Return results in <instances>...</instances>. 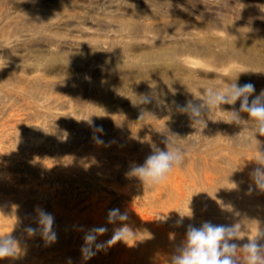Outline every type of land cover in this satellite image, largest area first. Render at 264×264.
<instances>
[{"label": "rangeland", "instance_id": "374dc122", "mask_svg": "<svg viewBox=\"0 0 264 264\" xmlns=\"http://www.w3.org/2000/svg\"><path fill=\"white\" fill-rule=\"evenodd\" d=\"M232 82L254 84L253 97L264 91V0H0V236L21 249L0 264H171L190 224L239 223L241 244L264 230V192H249L264 136L243 142L252 137L247 113L227 122L240 101L213 109L205 127L175 108ZM164 141L185 151L170 179L149 187L127 175L167 150ZM211 162L224 188L188 191L181 171L198 180ZM173 177L185 200L171 212ZM125 202L132 245L82 259L79 228L105 225L97 242L109 240L118 225L107 224L108 210L126 211ZM36 206L55 216L50 245L24 231L38 227Z\"/></svg>", "mask_w": 264, "mask_h": 264}, {"label": "clouds", "instance_id": "9594fccd", "mask_svg": "<svg viewBox=\"0 0 264 264\" xmlns=\"http://www.w3.org/2000/svg\"><path fill=\"white\" fill-rule=\"evenodd\" d=\"M255 85L252 83L237 84L229 83L224 88L208 87L201 93V103L191 100L184 104L175 103V108L180 113H185L194 122L195 125L206 126L205 115H210L213 109H220L221 105H235L240 101L239 109H234L230 113L228 123L242 124L241 113H247L249 123L252 127V137L245 138L244 143H250L254 135L258 133L264 136V91L253 97ZM250 97H253L251 100ZM141 103H151L147 96L143 97ZM102 132V128L96 129ZM98 143H103L97 139ZM167 144V150L155 148L154 151L145 159L142 165L133 164L127 175L137 177L145 186H154L160 184L173 167L182 165L185 159V151L182 148H173L170 141H164ZM260 167H257L250 174L253 185H250L249 192L259 189L264 192V151L257 150L254 158ZM34 217L38 227L26 226L24 231L28 236L39 234L46 245H50L57 240L55 231V216L47 212L40 206L34 209ZM191 215L181 214L182 224L183 216ZM129 215L127 211H121L119 208H112L107 213V224L118 225L112 229V236L107 241H98V237L108 232L105 225L93 226L88 229L79 228L84 232V244L81 247L82 259H91L97 252L106 251L107 248L117 242L129 244V241H135L136 232L133 227L127 223ZM244 230L241 224H213L205 221L200 227L188 225L186 230V239L178 246L176 254L171 257V264H264V230H258L257 235L249 238L244 243L237 241L244 240ZM134 244V243H133ZM19 241L12 235L0 236V259L12 257L17 258L20 255ZM67 264H72L69 258Z\"/></svg>", "mask_w": 264, "mask_h": 264}, {"label": "bare ground", "instance_id": "6f19581e", "mask_svg": "<svg viewBox=\"0 0 264 264\" xmlns=\"http://www.w3.org/2000/svg\"><path fill=\"white\" fill-rule=\"evenodd\" d=\"M122 29V28H121ZM6 40V39H5ZM192 43V42H191ZM89 44V43H88ZM112 49V48H111ZM97 50V49H96ZM10 53V52H9ZM10 55V54H9ZM154 55V54H153ZM140 56V55H139ZM147 56V55H146ZM2 63V62H1ZM147 66V65H146ZM6 67V66H5ZM49 68V67H48ZM53 68V67H52ZM23 81V80H22ZM4 82V81H3ZM55 83V82H54ZM94 103V102H93ZM83 108V107H82ZM81 108V109H82ZM16 110V109H15ZM121 121V120H120ZM95 122V121H94ZM85 127V126H84ZM142 146V145H141ZM50 148V147H49ZM115 148V147H114ZM113 148V149H114ZM95 151V150H94ZM142 152V151H141ZM96 153V152H95ZM220 153V152H219ZM98 154V153H97ZM145 154V153H144ZM197 155V154H196ZM119 156V155H118ZM250 157V156H249ZM144 159V158H143ZM230 159V158H229ZM233 159V158H232ZM232 159H230V160H232ZM251 159V158H250ZM221 160V159H220ZM245 160V159H244ZM252 160V159H251ZM119 161V160H118ZM118 161H117V163H118ZM126 161V160H125ZM199 161V160H198ZM201 161V160H200ZM233 161V160H232ZM122 162V161H121ZM120 162V163H121ZM203 162V161H202ZM252 162V161H251ZM70 163V162H69ZM220 163V162H219ZM239 165V164H238ZM215 166L216 165H214V163L213 162H211V163H206L205 164V168L203 169V170H205L204 171V173L202 174V176H203V178H201L200 179V177L198 178V180H195L194 179V176H192V175H189L188 173L186 174L185 172H182L181 171V173H180V175H179V178H180V180H181V182L183 183V186H185V188L188 190L189 188H194V187H196V186H203V187H206V188H208V190H212V189H214L215 187H216V185L217 184H219L220 183V185H221V183L222 184H224V180L227 178V176H226V174H224V173H217L218 172V170H216V168H215ZM258 166V165H257ZM218 167V166H217ZM240 167V166H239ZM249 167V166H248ZM254 167V166H253ZM189 168H191V166L189 165ZM219 168H221V167H219ZM243 168H245V167H243ZM192 169V168H191ZM226 169V168H225ZM246 169V168H245ZM245 169H243V170H245ZM255 168H253L252 169V167L250 168L249 167V170L251 171V173L253 172V170H254ZM182 170V169H181ZM190 170V169H189ZM193 170H194V168H193ZM193 170H191L190 172L192 173V171ZM227 170V169H226ZM241 170V169H240ZM183 171H185V170H183ZM246 171V170H245ZM247 171H248V169H247ZM246 173V172H245ZM250 173V172H249ZM114 174V173H113ZM172 174V173H171ZM176 174V173H175ZM179 174V173H178ZM193 174V173H192ZM169 175V174H168ZM231 175V174H230ZM246 175V174H245ZM247 175H249L248 173H247ZM114 176V175H113ZM173 176H174V174H173ZM195 176H196V174H195ZM251 176V175H250ZM249 176V177H250ZM169 177H171L170 175H169ZM198 177V176H197ZM168 178V177H167ZM236 178V177H235ZM168 179H170V178H168ZM175 181H174V180ZM173 179H171L172 181H174V182H176V187H175V189H174V191H176V196H171V198L170 199H172L173 198V200H174V202L172 201V203L173 204H171V202H170V207H168V209H167V211L168 210H171V212H172V210L173 209H177L180 205H182L181 204V202H183V200H185V193H184V190L182 189V187H181V185H182V183L179 181V182H177L176 180V178H174L173 177ZM238 179V178H237ZM249 179V178H248ZM250 180H251V178H250ZM242 181V180H241ZM249 181V180H248ZM169 182V181H168ZM214 182V183H213ZM237 182V181H236ZM244 182V181H243ZM253 182V181H252ZM170 183V182H169ZM173 183V182H172ZM161 184V183H160ZM160 184H158L159 186H160ZM171 184V183H170ZM227 184V183H226ZM164 185H165V181H164ZM250 185V184H249ZM159 186H157V187H159ZM163 186V185H162ZM171 186V185H170ZM173 186V185H172ZM218 186V185H217ZM224 185H221L220 187H223ZM161 187V186H160ZM159 187V188H160ZM164 187H167V186H164ZM174 187V186H173ZM172 187V188H173ZM242 187H243V185H242ZM158 188V189H159ZM168 188V187H167ZM169 188H171V187H169ZM224 188V187H223ZM236 188H237V186H236ZM244 188V187H243ZM163 189V188H162ZM203 189V188H202ZM118 190V189H117ZM186 190V191H187ZM193 190V189H192ZM223 192H224V194L225 195H227V198H230V199H234L233 197H234V195H233V192L231 193L230 191H228V190H224V189H221ZM259 190V189H258ZM168 191V190H167ZM170 191V190H169ZM189 191V190H188ZM187 191V192H188ZM218 191V190H217ZM171 192V191H170ZM186 192V193H187ZM117 193V192H116ZM189 193V192H188ZM199 193V192H198ZM221 193V192H220ZM261 193H263L262 191H261ZM155 194H157V196H158V194L159 193H155ZM162 194V193H161ZM169 194H173V193H169ZM174 194V195H175ZM189 195V194H188ZM187 195V196H188ZM192 195V194H191ZM221 195H223V193L221 194ZM123 196H125V195H123ZM137 196V195H136ZM156 196V197H157ZM160 196V195H159ZM207 196H210V195H207ZM206 196V197H207ZM233 196V197H232ZM126 197V196H125ZM191 197V196H190ZM189 197V198H190ZM241 197V196H240ZM246 197V196H245ZM131 198V197H130ZM138 198V197H137ZM198 198V197H197ZM235 198H236V196H235ZM123 198L121 197V200H122ZM126 199V198H125ZM191 199V198H190ZM209 199H210V197L209 198H206V201L208 200L209 201ZM128 200H129V198H128ZM131 200V199H130ZM124 201V200H123ZM123 201H122V203H123ZM126 201V200H125ZM133 201V200H132ZM189 201V200H188ZM203 201V200H202ZM206 201H205V203H206ZM134 202V201H133ZM132 202V203H133ZM151 202V201H150ZM167 202V201H166ZM193 202V201H192ZM136 203L137 202H135V205H136ZM127 204L128 203H124V206H123V208L124 209H126V211H129V213L130 212H132L133 211V208L132 207H129V206H127ZM130 204V203H129ZM128 204V205H129ZM134 204V203H133ZM138 204V203H137ZM134 205V206H135ZM140 206V205H139ZM163 206H165V205H163ZM168 206V205H167ZM138 207V206H137ZM199 207V206H198ZM181 208V207H180ZM201 208V207H200ZM121 209V208H120ZM155 209V208H154ZM138 210V209H137ZM165 210V209H164ZM155 211H156V209H155ZM162 212V211H161ZM166 212V211H165ZM174 212V211H173ZM158 214V213H157ZM165 214H167V213H165ZM161 215H163V216H166V215H164V213L163 214H161ZM160 216V215H159ZM169 216V215H168ZM162 217V216H161ZM75 218V217H74ZM80 219V218H79ZM147 222V221H146ZM145 222V223H146ZM132 224V223H131ZM144 224V223H143ZM137 225V224H136ZM154 225H155V223H154ZM84 226V225H83ZM132 226V225H131ZM141 226V225H140ZM139 226V227H140ZM132 227H134V225L132 226ZM155 227V226H154ZM78 233V232H77ZM164 250V249H163Z\"/></svg>", "mask_w": 264, "mask_h": 264}]
</instances>
